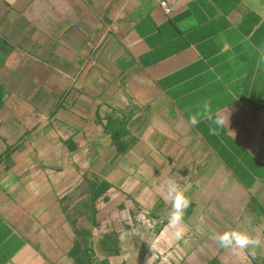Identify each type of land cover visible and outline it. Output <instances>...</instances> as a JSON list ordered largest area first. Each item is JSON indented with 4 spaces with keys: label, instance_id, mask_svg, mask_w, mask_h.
Instances as JSON below:
<instances>
[{
    "label": "crops",
    "instance_id": "0c3cea01",
    "mask_svg": "<svg viewBox=\"0 0 264 264\" xmlns=\"http://www.w3.org/2000/svg\"><path fill=\"white\" fill-rule=\"evenodd\" d=\"M0 264H264V0H0Z\"/></svg>",
    "mask_w": 264,
    "mask_h": 264
},
{
    "label": "clouds",
    "instance_id": "9594fccd",
    "mask_svg": "<svg viewBox=\"0 0 264 264\" xmlns=\"http://www.w3.org/2000/svg\"><path fill=\"white\" fill-rule=\"evenodd\" d=\"M201 120L208 121V133L210 135H215L227 123L223 116L212 112L207 101L202 103L195 114L189 116L188 123L192 127H196ZM167 195L171 199V211L167 223L169 228L173 230L172 237L179 241L184 237L186 231L183 223L184 211L189 207L190 200L185 195L184 190L172 182L169 183ZM212 238L220 248L231 250L252 249L258 247L261 243L259 238L252 237L248 233L235 228L214 234ZM250 255L254 257L255 252L250 251Z\"/></svg>",
    "mask_w": 264,
    "mask_h": 264
},
{
    "label": "built area",
    "instance_id": "2783aa9c",
    "mask_svg": "<svg viewBox=\"0 0 264 264\" xmlns=\"http://www.w3.org/2000/svg\"><path fill=\"white\" fill-rule=\"evenodd\" d=\"M161 6L164 8L166 14H168L170 12V9H169L166 1L161 2Z\"/></svg>",
    "mask_w": 264,
    "mask_h": 264
},
{
    "label": "trees",
    "instance_id": "16d2710c",
    "mask_svg": "<svg viewBox=\"0 0 264 264\" xmlns=\"http://www.w3.org/2000/svg\"><path fill=\"white\" fill-rule=\"evenodd\" d=\"M104 190V189H103Z\"/></svg>",
    "mask_w": 264,
    "mask_h": 264
}]
</instances>
